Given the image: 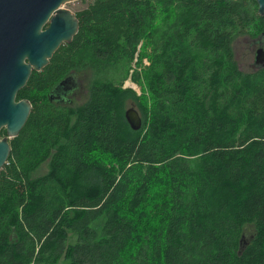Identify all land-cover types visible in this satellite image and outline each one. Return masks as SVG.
<instances>
[{
	"label": "trees",
	"instance_id": "1",
	"mask_svg": "<svg viewBox=\"0 0 264 264\" xmlns=\"http://www.w3.org/2000/svg\"><path fill=\"white\" fill-rule=\"evenodd\" d=\"M77 18L19 92L32 110L0 170V264H264V68L233 48L264 35L257 2L91 0ZM80 71L82 105L49 98Z\"/></svg>",
	"mask_w": 264,
	"mask_h": 264
},
{
	"label": "water",
	"instance_id": "2",
	"mask_svg": "<svg viewBox=\"0 0 264 264\" xmlns=\"http://www.w3.org/2000/svg\"><path fill=\"white\" fill-rule=\"evenodd\" d=\"M72 0H0V170L11 152L10 138L19 134L32 110L28 98L17 99L33 70L40 71L58 48L71 42L79 30L76 14L63 7ZM264 16V0H255ZM254 62L264 68V47L255 51ZM68 77L57 83L62 86ZM132 129L142 126L135 106L125 111ZM243 242V241H242Z\"/></svg>",
	"mask_w": 264,
	"mask_h": 264
},
{
	"label": "rangeland",
	"instance_id": "3",
	"mask_svg": "<svg viewBox=\"0 0 264 264\" xmlns=\"http://www.w3.org/2000/svg\"><path fill=\"white\" fill-rule=\"evenodd\" d=\"M90 1L91 0H72V1H68L65 4H63V7L68 8L74 12V11H77V10H80L86 7ZM233 48H234L235 59L238 63L239 68L242 71L252 72L257 69V66L255 65V62H254V56H255V51L257 47H256V43L253 40H251V37L241 36V37L236 38L233 44ZM143 63L148 64L149 61L145 58L143 60ZM133 66H135V64H133ZM72 78H73L74 85L72 84L71 86L72 89L71 88H69L70 90L68 89L67 98L69 100L65 103L71 106H79V105H82L88 98V95H89L88 86H89V82L91 78V72L90 71H80L74 74ZM125 86L133 88L134 90L137 91L138 94L141 93V88L136 83H134L131 79H128L125 82ZM132 103L133 102H130L128 107L132 106L133 105ZM3 135L4 136L7 135L5 130L4 132H2V136ZM12 138H10V140ZM47 170H48V160L43 162L35 170V172H33L32 176L34 177V176L42 175L46 173ZM249 234L250 232L247 233V235ZM247 239L248 238L246 237L245 240ZM65 263L66 262L62 258L58 264H65Z\"/></svg>",
	"mask_w": 264,
	"mask_h": 264
},
{
	"label": "flooded vegetation",
	"instance_id": "4",
	"mask_svg": "<svg viewBox=\"0 0 264 264\" xmlns=\"http://www.w3.org/2000/svg\"><path fill=\"white\" fill-rule=\"evenodd\" d=\"M78 11V10H77ZM77 11H74V13L76 14L77 16ZM251 40H253L255 43H256V47H264V35H261L257 38H251ZM258 69V68H257ZM256 69V70H257ZM255 70V71H256ZM34 71V70H33ZM32 71V73H33ZM77 72H74L72 73L71 75L68 76V79L65 83H63V85L60 87H57L58 84L54 85L50 91H49V98L52 100V99H56V101H58V103H61V104H65V102H67L69 99L67 98V92H68V89L71 88L72 89V84L74 85V82H73V75L76 74ZM24 88V87H23ZM22 89V88H21ZM20 89V90H21ZM20 90L18 91L17 93V99H18V96H19V92ZM70 90V89H69ZM22 98H27V97H21L19 99H22ZM4 128L2 129L1 131V134L0 136H2V132H4ZM6 132V131H5Z\"/></svg>",
	"mask_w": 264,
	"mask_h": 264
}]
</instances>
